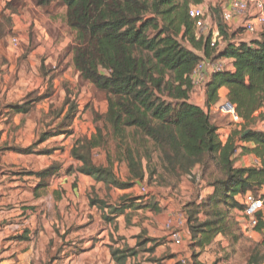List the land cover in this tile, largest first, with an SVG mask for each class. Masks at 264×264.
I'll list each match as a JSON object with an SVG mask.
<instances>
[{
    "label": "trees",
    "instance_id": "16d2710c",
    "mask_svg": "<svg viewBox=\"0 0 264 264\" xmlns=\"http://www.w3.org/2000/svg\"><path fill=\"white\" fill-rule=\"evenodd\" d=\"M34 1L35 7L48 15L64 12L62 17L74 34L70 46L74 68L80 79L93 85L107 103L106 114L99 116L105 122V131L97 129L95 135L77 140L71 149L72 158L80 164L76 172L103 183L108 191L129 190L147 177L158 183L165 178L179 182L185 177H197L212 193L184 206L193 264H202L201 254L219 236L232 245L244 241L239 220L245 211V198L253 195L264 202V131L258 126L264 117L256 116L264 108V27L258 36L246 41L239 29L232 31L227 25L220 7H211L219 29L212 46V34L198 37L195 20L190 17L191 8L201 6L204 0ZM7 7L10 10V5ZM7 24L8 29L5 22L0 23V42L12 32L13 25L9 20ZM221 59L231 61L234 71L210 75L205 87L206 109H202L190 102L193 73L199 63ZM223 88L238 118L236 129L225 143L210 113L219 105ZM4 110L13 115L30 111L18 104L3 106L0 100V117ZM76 112L72 107L64 118L63 124L70 121L67 128ZM63 132L71 133H44L28 148L6 150L33 155L39 145ZM95 150L106 154L107 167L94 163ZM238 156H253L258 163L238 167ZM115 163L126 165L129 183L116 179L112 172ZM28 174L39 180L37 197L53 177L61 175L57 165ZM124 198L115 206L90 198V205L100 206L103 213L107 209L110 214L104 220L110 224L129 209L156 214L162 211L157 206L141 205V198ZM258 219L256 231L262 234L263 241L252 244L247 264H264V212ZM142 237L133 248L125 244L111 247L112 261L141 264L138 248L152 244L153 253L161 242L149 238L140 242ZM120 240L123 241L121 237Z\"/></svg>",
    "mask_w": 264,
    "mask_h": 264
},
{
    "label": "rangeland",
    "instance_id": "374dc122",
    "mask_svg": "<svg viewBox=\"0 0 264 264\" xmlns=\"http://www.w3.org/2000/svg\"><path fill=\"white\" fill-rule=\"evenodd\" d=\"M222 4H227V1H221L217 5V7H220L223 11ZM7 5H10V10L6 9ZM35 6L34 0H0V23L3 25L5 22L4 26L8 29L7 20H9L13 26L14 21L24 20L21 17L23 14L21 15L19 11H24L23 13L30 11L28 12L30 13L28 16L34 19L35 16L33 11L30 9ZM25 8L27 9L25 10ZM15 11L16 13H13ZM206 13L208 29L204 33V37H207L208 34H212V40H215V34H219V29L215 20L216 16L213 15L209 7L206 8ZM223 14L224 17L227 18L224 12ZM56 16H61L62 18L64 12L61 11ZM235 17L238 24L235 29H233L232 26L231 30L235 31L239 29L242 36H249L244 29L245 21L248 18L241 16ZM62 20L65 22L63 18ZM32 27L30 25L29 28L20 31H18L17 28H12V32L0 42L1 103L3 106L18 104L21 107H28L30 109L28 114L18 113L13 115L6 110L2 112V116L0 117V155H5L10 152L6 150V148L17 147L24 149L30 147L38 142L44 133H49L50 135H56V133H60L61 131H71V133L67 134V132H63L64 134L61 136L51 137L36 148V154L27 156V162L22 160L20 162V164H22L21 166L1 168L0 172L3 173V176H6V178L4 182L2 177L0 180L3 184L6 183V187L7 183H18L22 185L26 195L23 196L22 192L21 199L27 198L29 202L37 197L35 190L31 187L37 183V180H35L34 177L30 178L28 173L38 172L41 171L40 169L42 167H50L52 165H57L63 170L68 168L66 171H63L61 175L66 177L69 174L70 177L68 179L60 178L56 180L66 181L65 188L59 186V190L57 189L59 193L58 196L60 199L62 198V201H56L55 199H59L55 194L57 192H52V190H50L49 195L47 194L49 197L47 198L46 204L41 206H30L29 209L35 210V213L39 211L44 212L46 210L49 217H54L56 213L57 215L55 218L59 217L60 219L62 213L63 219L74 220L76 228H81L80 230L77 229V234L72 236L74 247L70 246L73 242H71L72 238L68 237L66 239L64 238V245L54 246L51 244V246H54L53 251L56 250V252L52 251L53 253H49L51 252V248H49L46 254L40 252L34 257L33 255H30V257L26 255L29 258L23 259L24 252L20 251L19 253L21 256L19 258L27 262L33 260L39 264H49L51 257L59 258L60 264H94L95 261L97 264H115L112 261L110 248L116 249L123 246V242L116 233L118 227L115 226L114 223L111 226L107 224L104 220L106 215L105 212L103 215L99 213L91 214L93 221L96 218V223L87 230L83 221L86 220V205L88 199L90 201V198L94 200L101 199L108 203H114L121 198L120 194L117 195L114 189H120L112 188L111 191H108L103 183H100V186L92 187L90 185L92 182L90 178H86V176L84 177V175L76 172L80 164L72 158L70 153V150L77 140L85 137H92L96 134L97 129L105 131V122L99 117L104 116L107 111L105 97L98 93L93 85L80 80L79 74L75 70L72 62L73 56L70 53V46L74 43V34L71 29L70 31H63L62 34L59 32V41L61 40L63 42V40L68 39L70 42H68L63 51L58 53L55 51V45H57L58 42L55 40L54 44L48 47V42L40 35V38H38L37 31L34 32ZM31 36H36V38H31ZM54 36L56 37V34ZM71 36L73 37V41L71 40ZM242 36H240V38ZM14 39L18 42L16 46L13 45L12 42ZM38 41L40 45H37ZM186 45L191 48L188 43H186ZM39 47H43V50H38ZM46 94L50 95L49 98L42 101L37 100V98L45 96ZM226 103L223 102L218 108L214 109V111L211 112V117L213 123L220 126L221 130H228L231 133L236 129L238 121L236 122L231 115L220 112L219 108L225 106ZM72 107L75 108L77 112L75 113L71 127L67 128L70 121L63 124L64 118ZM220 135L224 137L223 132H221ZM39 151H43V154H38ZM45 152H47V154ZM55 153L57 157L54 155ZM244 157L245 165H248L251 157ZM92 158L96 165L108 166L106 154L102 150H95ZM238 167L241 166L239 165ZM112 172L119 182L124 184L129 183L130 176L125 164L115 163ZM63 173H65V175ZM160 174L161 173L158 171V175ZM12 177H15L16 180ZM192 178L193 177H185L179 182H176L174 179L165 178V181L163 180L161 183H158L155 180L151 181L149 177H147L144 181L139 182L138 185L136 184L131 189L127 190L129 194L125 195V198L137 196L143 199L141 205L148 207L157 206L162 209V212L173 211V217L176 219H182V217L186 219L187 216L183 212L184 206L191 201L199 202L201 198L207 196L206 192L208 188L200 183L199 178L197 179L196 177L194 180ZM3 184L1 185V193L8 192V188H5ZM8 197H10V195ZM13 197H16V195ZM75 202L76 204L73 210L72 203ZM151 212V210H143L141 214L136 215L139 220H144L147 218L146 214ZM107 213L110 214L108 211ZM99 218L101 222H99ZM151 222L152 224L154 223L153 219H151ZM105 225L108 227L107 234L100 236V232L101 230L103 231ZM184 226V228L180 226L176 229H188L187 222ZM171 230L172 228L170 231ZM88 237L92 241L88 244V247L91 248L87 251H82V248L86 247L83 243ZM244 237L245 240L236 245L229 243L228 247L222 248L214 244V246L208 247L209 249L206 252L205 259H208L209 262L215 261L216 264L220 261L225 262V264H244L247 262L250 255L252 244L262 242L263 236L258 233V235L254 237L249 234H244ZM144 239L145 236L142 237L140 242ZM162 242L163 240L160 243ZM65 245L68 246V248L72 247L71 250H68ZM188 245L189 241L186 240H184L181 249L173 245L171 252L175 251L177 253L174 254L175 256L173 257H176V255H184L186 259L185 262L189 264L191 260V251ZM152 247V244H142V246L138 248V261L141 262V264H151V261L155 260L158 261L156 263L160 264L162 261L152 257L153 253L150 251ZM72 250L76 252H72ZM67 253H70V258ZM47 254L48 257L44 263L43 259H45ZM218 259H220V261H218ZM175 260L177 262L179 261L178 259Z\"/></svg>",
    "mask_w": 264,
    "mask_h": 264
},
{
    "label": "crops",
    "instance_id": "0c3cea01",
    "mask_svg": "<svg viewBox=\"0 0 264 264\" xmlns=\"http://www.w3.org/2000/svg\"><path fill=\"white\" fill-rule=\"evenodd\" d=\"M221 1H226V0H204L203 4L201 5L202 8L206 10V8H211L215 7L219 4ZM223 8V12L227 15V18H225V21L227 25L231 28L233 26V29L236 28L238 22L235 17V15L230 11L229 7L227 4H222L221 5ZM206 7V8H205ZM27 8H25L26 10ZM33 11L34 14V19H32L30 16H28L30 11H26V13H23L19 11V13L23 16H21L24 20H19V21H14V29L24 30L25 28H29L30 25L33 29V31H37V35L42 36L46 42H48V47L50 45L54 44V41L56 40L58 42L57 45H55V51L60 53L63 51V49L66 47L68 42L70 40H63V42L60 39V34L63 33V31H70V28L66 24V22H63L61 16L57 17L56 15H48L46 14L41 8L38 7H32L30 9ZM49 29V30H47ZM60 32V34H59ZM56 34V37L54 36ZM218 35V34H215ZM33 36V34H32ZM31 38H36L32 37ZM40 36L38 38H40ZM63 36V35H62ZM246 41H248L251 36H243ZM63 38V37H62ZM71 40L73 41V37L71 36ZM36 41V40H35ZM56 42V43H57ZM40 45V42L38 41L37 45ZM72 44V43H71ZM38 50H43V47H39ZM231 62V61H230ZM231 71H234L233 64L231 62ZM79 76V75H78ZM81 80V79H80ZM227 94L228 91L227 89L223 88L220 91V102L218 106L212 107L211 111H214V109L218 108L220 104L223 102H227ZM206 90H195L193 91L191 95L190 102L199 106L202 109L205 108V101H206ZM256 116H262L264 117V108L261 109ZM259 129L264 131V121L259 123ZM219 132L224 133V137L221 136V140L223 143L227 141V138L229 136L230 131L226 130H219ZM71 151V150H70ZM57 153V152H56ZM54 154L57 157V154ZM71 153V152H70ZM1 154V153H0ZM239 157V156H238ZM250 163L248 165H245V157H239L237 166L241 167H250L256 165L258 162L255 159V157L250 156ZM27 156L17 154L14 152H8L5 155H0V170L3 167H14V166H21L20 162L24 160L27 162ZM50 165V163H49ZM49 166L42 167L40 170H44L48 168ZM17 168V167H15ZM68 169V168H67ZM67 169L63 170L60 169V174L63 171H66ZM65 175V173H63ZM74 176V175H73ZM2 177L3 182L6 178V176H3V173L0 172V178ZM70 176L69 174L65 177L63 175L53 177L51 181L49 182L50 185L45 191H40L38 192V197L33 198L31 201L28 202V199H21L22 195L21 193L23 192V196L26 194L24 193V189L22 185L16 183V184H8L6 187V183H2L0 180V190H1V185H5V188H8V192L1 193L0 191V264H39L34 262L33 260L27 262L26 260L23 261V259L29 258L30 255H33V257L38 254V253H44L46 254L47 250L51 248V252L53 253L56 252L54 250V246H61L62 244L64 245V238H72L73 235L77 234V229L80 230L81 227L76 228V224L74 220H69V219H63V215L61 213L60 217H56L57 215L55 213L54 217H49L47 214V211H39L38 213H35V210L29 209L30 206H41L46 204L47 194L49 195V191L52 190V192L56 191L57 193L56 196L59 195L58 193V188L59 186L65 188L66 181H56L57 179L64 178L68 179ZM85 177V176H84ZM14 180H16L15 177H12ZM31 178V177H30ZM86 178H90L87 177ZM90 185L92 187H97L100 186V183H97L94 181L92 178ZM12 180V179H11ZM35 180H37L35 178ZM11 182V181H10ZM13 182V181H12ZM39 180H37V183ZM31 184V183H30ZM33 190L36 189V183L31 186ZM58 189V190H57ZM117 195L120 194L121 197L129 194L127 193V190H116ZM36 193V190H35ZM207 195L212 193V189H207ZM2 195V196H1ZM10 195V197H8ZM16 197H13L15 196ZM19 195V197H18ZM137 197V196H135ZM59 198V196H58ZM204 198V197H203ZM55 199V198H54ZM58 202L62 201V198L60 199H55ZM74 202V201H73ZM119 201L114 202V203H108L109 206H115L118 204ZM58 205V203L56 202ZM75 203H72L73 210ZM86 220L83 221L85 224L86 230L95 225L96 223V218L94 221L92 220L91 214L93 213H99L100 215H103V211H101L100 206H91L90 205V200L88 199L87 205H86ZM105 213L107 214V209L104 210ZM148 211V210H147ZM143 210L139 211H133L131 209L126 210L125 214L119 217L116 222L115 226H117V236L121 237L123 239V244L133 248L136 246L138 242V237L140 236H145V238L149 239H156L160 240L163 242L160 243L159 246H157L152 254L153 258H157L162 260L160 264H176V263H182V261H186L184 258V255H176L177 254L175 251L171 252L172 244L170 241V233L176 228H179L182 226L184 228V224L187 222L186 219L182 217L181 218H174L173 217V211H168V212H162L161 213H147L146 216L147 218L144 220H139L136 214H141ZM150 212V211H149ZM151 219H153L154 223L152 224ZM178 220V221H176ZM99 222H101V219L99 218ZM109 226L112 224L107 223ZM106 224V225H107ZM170 224V225H169ZM104 226L103 231L101 230L100 236L107 234L108 227ZM184 226V227H183ZM172 228V231L170 229ZM181 232V235L184 237V240L190 241V233L188 229H177ZM250 236L254 237L258 235L257 231L249 233ZM73 242L70 244V246L74 247V241L73 238L71 239ZM92 242L89 237L84 241V245L86 247H83L82 251H87L89 250L88 244ZM53 244L54 246H51ZM216 244L217 247H222L225 248L226 246H229V242L227 239L224 237L219 236L215 242L210 246H214ZM151 245V244H150ZM66 246V245H65ZM68 248V246H66ZM183 247V246H182ZM182 247H177L181 249ZM209 247V248H210ZM72 247L68 248V250H71ZM207 248L204 250V252L201 254L199 261L202 264H214L215 261L209 262L208 259H205L206 252L208 251ZM75 249V248H73ZM76 250V249H75ZM75 250H72V252H76ZM20 251L24 252L23 259H20ZM53 251V252H52ZM34 253V254H33ZM48 253V254H49ZM48 254L46 255L45 259H43V262H46V258L48 257ZM68 257L70 258V253H67ZM26 255H29L26 256ZM219 256V255H217ZM33 259V258H32ZM175 259H178L179 261L177 262ZM21 260V262H20ZM211 260V259H210ZM220 261V259H218ZM23 262V263H22ZM39 262V261H38ZM70 262V261H68ZM158 261H151V264H158L156 263ZM49 264H60L59 263V258L56 257H51L49 260ZM94 264H97L95 261ZM101 264V263H99ZM185 264H188L185 262ZM189 264H193L192 260L189 261ZM216 264V263H215ZM217 264H225V262L220 261ZM244 264H247L245 262Z\"/></svg>",
    "mask_w": 264,
    "mask_h": 264
},
{
    "label": "built area",
    "instance_id": "2783aa9c",
    "mask_svg": "<svg viewBox=\"0 0 264 264\" xmlns=\"http://www.w3.org/2000/svg\"><path fill=\"white\" fill-rule=\"evenodd\" d=\"M230 11L235 16L247 17L245 21L244 29L252 37L258 36V33L264 27V1L263 0H226ZM206 10L201 6L192 7L190 10V17L195 20L196 35L198 37L204 35L207 31ZM219 35V34H218ZM216 39L212 40V46H215ZM13 45H17L16 39L13 41ZM231 62L227 59H221L212 62H201L196 67L192 80L195 90H204L206 83L210 75L225 70H231ZM228 103V102H227ZM226 103V105H227ZM226 105L220 107L219 110L222 113L231 115L237 122L238 118L235 114L234 107L227 109ZM245 211L242 218L239 220L242 231L244 234H249L256 231V227L259 223L258 216L264 212V202L260 198H256L253 195H247L245 198ZM172 231V230H171ZM170 241L176 247H182L184 244V237L179 230H174L170 233ZM185 264V261H182Z\"/></svg>",
    "mask_w": 264,
    "mask_h": 264
},
{
    "label": "water",
    "instance_id": "95a60500",
    "mask_svg": "<svg viewBox=\"0 0 264 264\" xmlns=\"http://www.w3.org/2000/svg\"><path fill=\"white\" fill-rule=\"evenodd\" d=\"M233 106L228 102L227 105H226V108L227 109H231ZM263 234H264V231H263Z\"/></svg>",
    "mask_w": 264,
    "mask_h": 264
}]
</instances>
